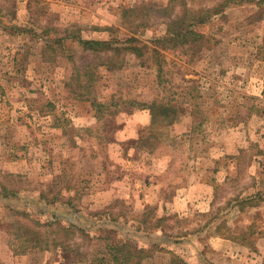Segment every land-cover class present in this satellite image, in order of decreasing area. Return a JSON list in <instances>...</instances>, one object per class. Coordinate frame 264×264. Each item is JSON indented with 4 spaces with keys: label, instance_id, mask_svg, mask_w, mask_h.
<instances>
[{
    "label": "rangeland",
    "instance_id": "obj_1",
    "mask_svg": "<svg viewBox=\"0 0 264 264\" xmlns=\"http://www.w3.org/2000/svg\"><path fill=\"white\" fill-rule=\"evenodd\" d=\"M123 254L264 264V0H0V264Z\"/></svg>",
    "mask_w": 264,
    "mask_h": 264
},
{
    "label": "trees",
    "instance_id": "obj_2",
    "mask_svg": "<svg viewBox=\"0 0 264 264\" xmlns=\"http://www.w3.org/2000/svg\"><path fill=\"white\" fill-rule=\"evenodd\" d=\"M207 12H208V10H207ZM207 17H210V15L208 14ZM193 20H196V18H192L191 19V21H193ZM190 24H192V23H190ZM194 31H195L194 29H187L186 31L179 30L178 32H175L174 33L172 30H169L168 33H167V35H164L162 37L155 38V40L156 41H159V42L160 41H163V40H166V41L181 40V41H183L182 40V37H186L187 34H190V33H195ZM130 40H135V39H133V38L131 39L130 38ZM78 41L80 43H82L86 48L92 49L94 51L95 50L102 49L101 46L109 45L110 44L109 40H101V39H85V38H79ZM134 49L138 50L139 48L136 46ZM137 54L138 55H142V51H138ZM161 109H162V111H161ZM161 109L159 110V116L160 115H164L163 116V119L161 121L162 122H165L166 119L169 118V116H168L167 112H165L166 111V108H163V106H162ZM153 121H155V120L153 119ZM252 233H254V231L251 229L250 230V234L252 235ZM244 238L247 239V237L243 236V239ZM112 247L114 249H118V248L125 247V244L124 243H121V244L119 243V245H114ZM129 253H131V252H129ZM113 259L115 261H117L116 259H118V257L113 254ZM119 259H120V262H117L118 264H125L127 262V260L129 259V256H128V254L126 256L123 254V255H121V257ZM184 264H186V263L184 262Z\"/></svg>",
    "mask_w": 264,
    "mask_h": 264
},
{
    "label": "crops",
    "instance_id": "obj_3",
    "mask_svg": "<svg viewBox=\"0 0 264 264\" xmlns=\"http://www.w3.org/2000/svg\"><path fill=\"white\" fill-rule=\"evenodd\" d=\"M199 186L201 188H206L207 187V190L209 189V191H211V189H212V186L208 185L204 181L201 182V183L199 182ZM191 188L192 187H188V189H186V191H185V193H183V195L182 194H176V195L173 196V204H174V207H175L176 210H178V208H177L178 205L179 206L182 205V202H184V201L187 204L188 201H191V200H194V199L195 200H199V199L205 200L206 198L210 199V197L206 196V195H197V196H195L193 194V192H192L193 190H191ZM208 209L209 208H207L206 211H208ZM218 239L233 243V239L231 240V239H228L227 237H223V236L219 237L218 236Z\"/></svg>",
    "mask_w": 264,
    "mask_h": 264
}]
</instances>
